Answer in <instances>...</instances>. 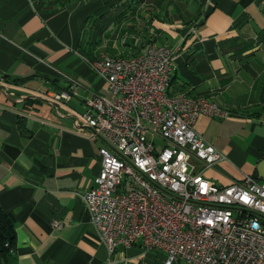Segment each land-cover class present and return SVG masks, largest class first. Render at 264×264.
<instances>
[{"label": "crops", "instance_id": "obj_1", "mask_svg": "<svg viewBox=\"0 0 264 264\" xmlns=\"http://www.w3.org/2000/svg\"><path fill=\"white\" fill-rule=\"evenodd\" d=\"M143 41L180 48L170 92L230 113L195 124L224 154L210 167L192 159L203 176L264 179V0H0V205L16 231L5 264L165 263L139 244L109 253L82 198L104 142L75 119L108 93L90 62L135 56ZM71 87L57 109L50 97Z\"/></svg>", "mask_w": 264, "mask_h": 264}, {"label": "built area", "instance_id": "obj_2", "mask_svg": "<svg viewBox=\"0 0 264 264\" xmlns=\"http://www.w3.org/2000/svg\"><path fill=\"white\" fill-rule=\"evenodd\" d=\"M179 50L143 41L135 56L90 62L108 93L88 97L75 119L104 142L83 201L109 253L139 244L163 251L164 264H264V179L217 185L192 163L224 158L195 124L230 113L206 97L170 92ZM76 93L71 87L50 101L58 109Z\"/></svg>", "mask_w": 264, "mask_h": 264}, {"label": "trees", "instance_id": "obj_3", "mask_svg": "<svg viewBox=\"0 0 264 264\" xmlns=\"http://www.w3.org/2000/svg\"><path fill=\"white\" fill-rule=\"evenodd\" d=\"M18 81L22 80H15V82ZM15 237V224L0 205V264H5L13 255Z\"/></svg>", "mask_w": 264, "mask_h": 264}, {"label": "rangeland", "instance_id": "obj_4", "mask_svg": "<svg viewBox=\"0 0 264 264\" xmlns=\"http://www.w3.org/2000/svg\"><path fill=\"white\" fill-rule=\"evenodd\" d=\"M260 222L262 223V225L264 227V219L260 218Z\"/></svg>", "mask_w": 264, "mask_h": 264}, {"label": "flooded vegetation", "instance_id": "obj_5", "mask_svg": "<svg viewBox=\"0 0 264 264\" xmlns=\"http://www.w3.org/2000/svg\"><path fill=\"white\" fill-rule=\"evenodd\" d=\"M43 97V96H42ZM45 98H47V97H45ZM48 99V98H47Z\"/></svg>", "mask_w": 264, "mask_h": 264}]
</instances>
